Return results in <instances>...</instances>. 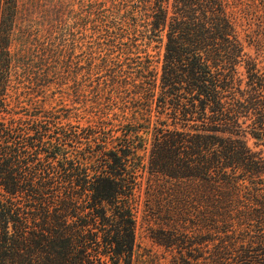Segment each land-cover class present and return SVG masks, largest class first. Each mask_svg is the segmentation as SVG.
I'll use <instances>...</instances> for the list:
<instances>
[{"label": "trees", "instance_id": "obj_1", "mask_svg": "<svg viewBox=\"0 0 264 264\" xmlns=\"http://www.w3.org/2000/svg\"><path fill=\"white\" fill-rule=\"evenodd\" d=\"M129 1L140 17L134 28L163 44L159 83L153 61L141 63L152 77L147 106L169 105L182 120L180 130L155 131L147 173L190 201V264H264V158L244 140L264 138V77L250 59L244 89L236 77L245 56L237 31L242 1ZM16 13L17 0H0V113L7 114L21 61L9 50ZM116 13L118 29L130 26ZM250 115L243 128L240 118ZM50 124L0 121V264H133L135 172H118L116 156L112 171L91 176L73 163L53 165L48 158L69 139ZM135 137L121 139V159L139 150ZM178 205L166 208L167 235L152 236L159 245L186 242L189 214ZM177 254L172 264H188Z\"/></svg>", "mask_w": 264, "mask_h": 264}, {"label": "rangeland", "instance_id": "obj_2", "mask_svg": "<svg viewBox=\"0 0 264 264\" xmlns=\"http://www.w3.org/2000/svg\"><path fill=\"white\" fill-rule=\"evenodd\" d=\"M241 1L244 12L237 31L245 56L236 66V77L242 80L240 87L244 89V59H250L264 77V0ZM125 3L17 0L9 50L16 60L21 59L17 64L20 69L16 68L17 74L12 72L6 93L9 114L1 112L0 121H49L58 128L57 133L66 134L69 140L61 143V152L48 158L53 165L73 163L91 176L95 171H112L108 167H113L116 156V162L122 165L116 170L135 172L137 183L132 198L133 264H172L174 258H179L177 251L183 254L180 260L190 264V201L183 203L177 197V188L168 190L162 178L150 181L147 173L155 131L180 130L182 120L173 117L169 105L164 109L155 103L147 106L145 91L152 77L142 70L141 63L153 61L159 83L163 44L147 40L143 28H134L133 23L140 17L132 14L136 10L130 1ZM172 10L170 6V14ZM115 11L114 15H123L130 26L124 24L118 29V20L111 19ZM249 117L240 118L243 128L251 126L254 117ZM131 135H136L133 145L140 148L135 155L121 159L117 150L121 139ZM244 140L264 158V138L254 139L247 134ZM149 182L154 196H150ZM179 202L186 205L189 214L186 242L159 245L152 236L167 235L171 224L165 219L166 208L176 210Z\"/></svg>", "mask_w": 264, "mask_h": 264}]
</instances>
